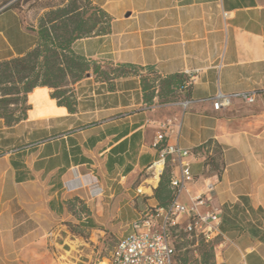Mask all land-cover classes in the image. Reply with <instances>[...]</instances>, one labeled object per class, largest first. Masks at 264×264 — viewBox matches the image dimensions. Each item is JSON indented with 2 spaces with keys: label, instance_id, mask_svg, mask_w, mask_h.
Wrapping results in <instances>:
<instances>
[{
  "label": "crops",
  "instance_id": "crops-1",
  "mask_svg": "<svg viewBox=\"0 0 264 264\" xmlns=\"http://www.w3.org/2000/svg\"><path fill=\"white\" fill-rule=\"evenodd\" d=\"M90 1L110 16L109 32L77 40L76 53L141 75H185L190 100L147 103L139 74L112 90L82 79L73 113L47 87L28 93L25 120L7 127L0 118V264H88L93 242L118 240L149 213L161 223L150 167L167 121L165 143L191 152L183 160L193 180L177 201L190 206L201 195L197 213L219 212L214 264H264V0ZM37 19L0 12V61L34 45ZM218 92L255 100L216 111L208 99ZM208 141L220 149L219 174L193 152Z\"/></svg>",
  "mask_w": 264,
  "mask_h": 264
},
{
  "label": "trees",
  "instance_id": "trees-1",
  "mask_svg": "<svg viewBox=\"0 0 264 264\" xmlns=\"http://www.w3.org/2000/svg\"><path fill=\"white\" fill-rule=\"evenodd\" d=\"M46 9L37 20L34 45L22 56L0 61V118L5 126L12 127L26 119L29 109L27 95L36 87L51 89L50 97L57 105L73 113L77 106L74 86L89 75L107 82L112 90L115 79L139 74L143 97L149 104L153 103L154 97L158 98L160 104L190 100L188 93L191 84L185 75L161 77L153 70L141 75L143 69L134 65H106L76 53L73 44L77 40L109 32L110 16L90 0H66ZM193 152H203L205 165L210 171L220 173V149L216 143L208 141ZM173 168L169 157H166L158 185L153 190L157 208H167L175 197L170 186ZM179 240H182L181 243ZM195 244L199 247L198 264H214L215 237L207 240L202 234L186 235L180 232L175 241V250L180 246ZM175 258L178 264L177 252ZM180 262L186 264V256L179 259Z\"/></svg>",
  "mask_w": 264,
  "mask_h": 264
},
{
  "label": "built area",
  "instance_id": "built-area-1",
  "mask_svg": "<svg viewBox=\"0 0 264 264\" xmlns=\"http://www.w3.org/2000/svg\"><path fill=\"white\" fill-rule=\"evenodd\" d=\"M190 83V80H189ZM213 110L229 107L234 100L245 103H253L254 92H238L223 94L218 92L208 99ZM189 101V100H188ZM188 101L179 102L186 107ZM171 125L167 121L161 124V130L157 133L153 147L159 153V159L153 163L151 175L155 176V169L159 167L156 175L159 176L164 168L166 157L174 165L170 186L175 195L173 201L167 208H155V216H161V223H154V215L147 214L144 218L132 224V230L127 235L119 238L113 247L107 264H177L175 254V241L177 234L182 232L186 235L202 234L207 240L217 236L219 231V212L213 210L202 214L197 213L196 207L203 205V197L199 195L190 206L177 201V196L184 185L193 180L189 165L183 160L191 154L189 150L181 149L179 146L165 143L163 130ZM178 169V175L174 170ZM187 215L184 225L178 222L180 216Z\"/></svg>",
  "mask_w": 264,
  "mask_h": 264
},
{
  "label": "rangeland",
  "instance_id": "rangeland-1",
  "mask_svg": "<svg viewBox=\"0 0 264 264\" xmlns=\"http://www.w3.org/2000/svg\"><path fill=\"white\" fill-rule=\"evenodd\" d=\"M66 0H0V12L12 8L19 10L23 16L30 17L32 19L39 18L43 9L56 6L64 3ZM43 14V13H42ZM41 14V15H42ZM38 20V19H37ZM118 237L108 236L101 239L100 242H93L90 247L86 246V250L89 256H83V260L88 264H107L110 253L117 242ZM182 240H179L181 243ZM178 264L186 256V264H198L200 260L198 244L186 245L185 247H178L176 249ZM68 255V254H67ZM79 264H83L80 263Z\"/></svg>",
  "mask_w": 264,
  "mask_h": 264
},
{
  "label": "bare ground",
  "instance_id": "bare-ground-1",
  "mask_svg": "<svg viewBox=\"0 0 264 264\" xmlns=\"http://www.w3.org/2000/svg\"><path fill=\"white\" fill-rule=\"evenodd\" d=\"M158 170H159V167H156V169H155V173H154L155 178L157 177L156 172H157Z\"/></svg>",
  "mask_w": 264,
  "mask_h": 264
}]
</instances>
